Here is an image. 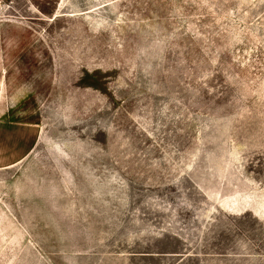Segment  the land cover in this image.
I'll list each match as a JSON object with an SVG mask.
<instances>
[{
  "label": "rangeland",
  "instance_id": "374dc122",
  "mask_svg": "<svg viewBox=\"0 0 264 264\" xmlns=\"http://www.w3.org/2000/svg\"><path fill=\"white\" fill-rule=\"evenodd\" d=\"M0 264H264V0H0Z\"/></svg>",
  "mask_w": 264,
  "mask_h": 264
},
{
  "label": "crops",
  "instance_id": "0c3cea01",
  "mask_svg": "<svg viewBox=\"0 0 264 264\" xmlns=\"http://www.w3.org/2000/svg\"><path fill=\"white\" fill-rule=\"evenodd\" d=\"M6 58V57H5Z\"/></svg>",
  "mask_w": 264,
  "mask_h": 264
}]
</instances>
